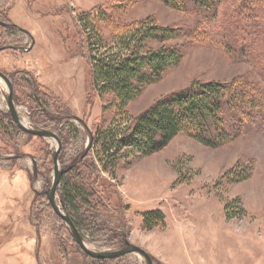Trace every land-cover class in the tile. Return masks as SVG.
Segmentation results:
<instances>
[{
	"label": "rangeland",
	"instance_id": "374dc122",
	"mask_svg": "<svg viewBox=\"0 0 264 264\" xmlns=\"http://www.w3.org/2000/svg\"><path fill=\"white\" fill-rule=\"evenodd\" d=\"M225 1L211 18L161 0H0V20L26 30L34 41L31 50L24 51L29 37L16 27L0 25V46L21 43L0 51V70L14 83L22 121L37 129L59 130L61 167L88 144L96 157L97 133L122 130L154 101L194 81L244 85L255 100L252 115L244 116L249 123H242L237 137L218 147L179 133L148 155L122 157L123 148L114 175L96 158L101 178L93 186L88 209L100 229L79 231L91 249H117L126 234L153 256L154 264H264V0L246 3L263 16L256 27L252 20L231 14L238 3ZM146 18L177 32L163 45L176 46L181 60L145 86L126 105L123 118L116 114L111 93L98 96L91 88L88 57L94 45L87 50L85 36H92L94 26L105 38L99 52L112 54L119 45L111 36ZM225 35L234 41L235 51L229 50ZM146 44L155 49L160 43ZM32 86L39 90L38 97ZM6 91L0 79V264H94L43 193L53 180L55 141L17 128L8 114ZM89 164L83 163L84 170L93 176ZM34 168L42 175L34 174ZM238 169L241 178L234 181ZM233 199L240 203L238 215L227 218L225 213L234 212ZM56 200L61 204L58 193ZM155 209L164 213L165 227L153 233L142 230V213ZM118 259L103 263L145 264L132 253Z\"/></svg>",
	"mask_w": 264,
	"mask_h": 264
},
{
	"label": "trees",
	"instance_id": "16d2710c",
	"mask_svg": "<svg viewBox=\"0 0 264 264\" xmlns=\"http://www.w3.org/2000/svg\"><path fill=\"white\" fill-rule=\"evenodd\" d=\"M161 1L183 11L197 9L207 16L211 15V18L217 15L219 6L226 2L225 0ZM230 1L238 3L231 13L234 17L236 16V19L243 16L245 20H252V27L260 26L257 19L263 16L255 6L247 7L248 0ZM148 20L149 18H146L111 36L112 41L119 45V48L115 49L116 52L112 54H107L106 51L99 52V47L105 38L94 26H92V36L89 38L85 36L87 50L90 45H94L92 48L94 54L88 57L91 88L98 93V96L111 93L114 97L116 114L123 118L126 116V105L136 98L145 86L158 81L167 69L176 66L181 60V54L176 46L163 45L164 41L174 38L177 32L170 27H164ZM223 37L228 41L227 43L230 42L229 50L235 51L233 48L235 43L230 39V35ZM149 40L160 44L152 49L146 44ZM232 44L234 46H231ZM124 50L128 53L124 54ZM237 50L241 51L238 48ZM35 94L38 97V94ZM255 107V100L244 85L237 86L234 83L226 84L213 80L194 81L187 87L154 101L122 130L114 127L106 128L101 134L97 133L96 139L100 141V148L96 157L90 153V149L83 158H80L83 152L78 157H72L74 167L61 176L58 184L57 193L69 218L80 232L86 230L94 233L100 229L96 217L88 209L92 203L91 198L94 196L93 186L101 178L98 176L101 170L96 158L103 161L105 171L114 175V169L123 156L134 152L148 155L161 149L179 133L207 147L215 148L237 137L242 131L240 125L248 124L250 121L245 120L244 116L252 115L249 111L254 112ZM39 111L40 115L44 114L43 110ZM45 117L47 120V114ZM58 132L59 130L57 134L60 138V132ZM123 148H126L125 154L123 153L121 158L117 157ZM59 155L60 152L58 157ZM88 160L91 163L89 164L91 165L90 171L96 172L93 176L89 174V171L84 170L86 165L83 163L86 164ZM82 165L83 168L80 170ZM39 171L34 168V174L40 175L41 170ZM241 172L240 169L235 172L238 175L234 176V181L241 178L239 175ZM97 202L101 201L97 199ZM239 204L236 199H233L230 205L234 207L232 208L234 212L231 215L225 213V216L227 218L237 216L238 213L235 212L239 211ZM164 227L165 215L160 209L142 213L141 228L144 231ZM69 232L71 234L70 230ZM111 238L115 239L113 234ZM151 259L154 264L153 256ZM91 260L94 264H104L103 262L107 259L92 258Z\"/></svg>",
	"mask_w": 264,
	"mask_h": 264
},
{
	"label": "water",
	"instance_id": "95a60500",
	"mask_svg": "<svg viewBox=\"0 0 264 264\" xmlns=\"http://www.w3.org/2000/svg\"><path fill=\"white\" fill-rule=\"evenodd\" d=\"M0 25L1 26H10V24L3 22L0 20ZM17 30L22 31L26 34H28L31 38V43L28 47L26 48H22L24 51H28L31 47V45L33 44V38L32 36L26 31L21 29L20 27L16 26ZM4 49V47H0V50ZM17 49V48H15ZM0 79L4 82L6 89H7V93H6V103L11 115V118L13 120V122L15 123V125L17 126V128L25 133L28 134H32V135H37L39 137H47V138H51L55 141V149L52 151L51 153V158H52V162H53V180L51 183L50 187H47L43 190L46 199L51 207V209L56 213V215H58L64 222L65 224L69 227V230L71 231L72 237L74 242L77 244V246L89 257L92 258H96V259H111V258H117L129 253L132 254H136L140 257H142V259L144 260L145 264H153L151 256L140 246L135 245L133 243H131L129 240H127V238L123 237L122 238V246L117 248V249H113V250H93L91 249L85 242V240L83 239L82 235L80 234V232L78 231V229L75 227V225L73 224V222L71 221V219L69 218L68 214L66 213L63 205L59 204L56 200V190H57V186L59 184V181L61 179V176L66 173L69 169L70 166L68 167H61L59 165V161H58V154H59V150L61 147V141L59 139V137L56 135L55 132L48 130V129H44V128H33L30 126H27L22 119L19 117V114L17 113V109L12 101V96H11V85L8 81V79L6 78V76L0 72ZM93 137H91L92 139ZM90 148V144H88V146L86 147V149L84 150V152L81 154L80 158H82L87 151Z\"/></svg>",
	"mask_w": 264,
	"mask_h": 264
},
{
	"label": "flooded vegetation",
	"instance_id": "af4514ba",
	"mask_svg": "<svg viewBox=\"0 0 264 264\" xmlns=\"http://www.w3.org/2000/svg\"><path fill=\"white\" fill-rule=\"evenodd\" d=\"M3 22H6V23H8V24H10V26H2V27H4V28H6V29H11V28H15V25L14 24H12L11 22H9V21H3ZM22 32V31H21ZM26 34V33H25ZM28 37H29V39H30V42H31V38H30V36L28 35V34H26ZM17 46L16 48H18L20 45H21V43H19V42H17V41H15L13 44H7V45H4V46H0V47H4V49H2V50H7V49H11L13 46ZM21 47V46H20ZM19 49H21V48H19ZM29 50H31V48L29 49ZM28 50V51H29ZM1 51V50H0ZM0 72L1 73H3L5 76H6V78L8 79V81H9V83H10V85H11V88H12V90H11V96H12V101H13V103H14V105H15V99H14V95H15V93H14V83H13V81H12V79H11V77H10V75L9 74H6L5 72H3V71H1L0 70ZM33 89H34V91H33ZM30 91H32V92H34V93H37V94H39V90L37 89V87H34V86H32V87H30ZM6 93H7V91H6ZM36 95V94H35ZM37 96V95H36ZM5 100H6V97H5ZM6 105H7V103H6ZM7 108H8V106H7ZM8 114H10V112H9V109H8ZM35 114V113H34ZM10 117H11V115H10ZM11 120H12V118H11ZM51 121H52V119H51ZM12 122H13V120H12ZM12 122L11 121H9V126H12ZM14 123V122H13ZM15 124V123H14ZM45 129V128H44ZM52 131V130H51ZM54 132V131H53ZM56 135L58 136V134H57V132H56ZM59 137V136H58ZM84 157V156H83ZM82 157V158H83ZM79 159V158H78ZM76 161V160H75ZM74 162L71 160V162L67 165V166H65V167H68V166H70V169L68 170V171H70L73 167H74ZM65 167H63V168H65ZM67 171V172H68ZM66 172V173H67ZM36 174V173H35ZM65 174V173H64ZM37 175V174H36ZM57 188H58V186H57ZM44 193V192H43ZM56 194H57V190H56ZM61 205H63V207H64V209H65V211H66V208H65V206H64V204H63V202L61 201ZM66 213H67V211H66ZM68 214V213H67ZM141 225V224H140ZM123 237H125V238H127V235L125 234V235H123ZM128 240V239H127ZM122 246V245H121ZM120 246V247H121ZM118 258V257H117Z\"/></svg>",
	"mask_w": 264,
	"mask_h": 264
},
{
	"label": "crops",
	"instance_id": "0c3cea01",
	"mask_svg": "<svg viewBox=\"0 0 264 264\" xmlns=\"http://www.w3.org/2000/svg\"><path fill=\"white\" fill-rule=\"evenodd\" d=\"M15 217V216H14ZM11 225L12 226H15V220H14V218L12 219V221H11ZM141 226V225H140ZM142 229V228H141ZM158 229H163V228H158ZM143 230V229H142ZM154 231L153 230H151V233H153ZM31 239H29L28 240V242L30 241ZM42 244H43V240L41 239V250H42ZM4 247H6V246H4ZM5 249V248H4ZM6 249L7 250H10V247H6Z\"/></svg>",
	"mask_w": 264,
	"mask_h": 264
}]
</instances>
